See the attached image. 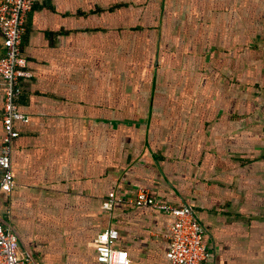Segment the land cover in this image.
I'll return each mask as SVG.
<instances>
[{
    "label": "crops",
    "instance_id": "obj_1",
    "mask_svg": "<svg viewBox=\"0 0 264 264\" xmlns=\"http://www.w3.org/2000/svg\"><path fill=\"white\" fill-rule=\"evenodd\" d=\"M33 3L0 200L20 253L98 264L113 227L130 264H167L172 216L104 208L144 189L194 210L209 264H264V0ZM3 109L0 81V147Z\"/></svg>",
    "mask_w": 264,
    "mask_h": 264
},
{
    "label": "built area",
    "instance_id": "obj_2",
    "mask_svg": "<svg viewBox=\"0 0 264 264\" xmlns=\"http://www.w3.org/2000/svg\"><path fill=\"white\" fill-rule=\"evenodd\" d=\"M33 0H0V29L2 44L0 52V81L4 89L3 128L4 138L0 147V200L3 193H9L15 185L11 163V143L19 136L15 127L17 121H27L19 110L21 96L20 82L31 78L32 71L22 51L26 19L33 8ZM152 207L173 217L169 231L167 264H209L210 252L204 241L205 229L194 210L187 205H175L160 200L144 189L134 195H118L112 191L104 202V208L111 211L116 205ZM119 232L106 228L96 239L98 264H130L125 249L115 246ZM0 264H42L32 254L19 250L17 232L5 227L0 218Z\"/></svg>",
    "mask_w": 264,
    "mask_h": 264
}]
</instances>
